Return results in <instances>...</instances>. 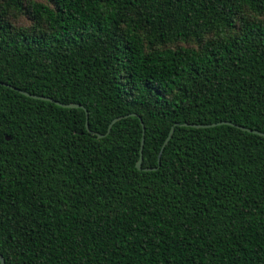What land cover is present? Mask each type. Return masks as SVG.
I'll list each match as a JSON object with an SVG mask.
<instances>
[{
  "label": "trees",
  "instance_id": "trees-1",
  "mask_svg": "<svg viewBox=\"0 0 264 264\" xmlns=\"http://www.w3.org/2000/svg\"><path fill=\"white\" fill-rule=\"evenodd\" d=\"M217 121L264 133V0H0L3 264H264V136Z\"/></svg>",
  "mask_w": 264,
  "mask_h": 264
},
{
  "label": "water",
  "instance_id": "water-1",
  "mask_svg": "<svg viewBox=\"0 0 264 264\" xmlns=\"http://www.w3.org/2000/svg\"><path fill=\"white\" fill-rule=\"evenodd\" d=\"M6 86L9 87L10 89H13V90L17 91L18 93H20V94H22V95L27 96V97L34 98V99H40V100H44V101H49V102H52V103H54L55 105L60 106V107H81V105H80V104H77V103H70V102H69V103H62V102H59V101L54 100V99H52V98H50V97H47V96L34 95V94H30V93H28V92H26V91H24V90H21V89H19V88H16V87L10 86V85H6ZM127 115H132V116H133V115H135V114H134V113H129V114H125V115H121V116L113 117V118L109 121V123H108V125H107L106 132H108V130H109V128H110V126H111V124H112L113 122H115L116 120L120 119L121 117H126ZM84 116H85L84 126H85V128L88 130V128H87V113H86L85 110H84ZM138 119H139V117H138ZM139 121H140V119H139ZM140 124H141V122H140ZM218 124H228V125H232V126L237 127V128H239V129H241V130H246V131H248V132H252V133H256V134H259V135L264 136V133H262V132H259V131H257V130H252V129H249V128H245V127H243V126L236 125V124L231 123V122H228V121H217V122H212V123H207V124H190V123H182V125H184V126H191V127H210V126H215V125H218ZM142 131H143V128H142ZM171 132H172V126L169 128L168 133H167L165 139L163 140V142H162V144H161V146H160V149H159V152H158V155H157V165H156L155 167H152V168H142V169H144V170L155 169V168L158 166V164H159L158 157H159L160 151H161L162 147L165 145V143L167 142V140L169 139V137H170V135H171ZM96 136H97V137H100L101 135H100V134H96ZM6 138H7V137H6ZM141 147H142V138H141V140H140V145H139V157H138V159L135 161V168H136V169H141V167H140V158H141L140 153H141ZM0 264H3V258L1 257V255H0Z\"/></svg>",
  "mask_w": 264,
  "mask_h": 264
}]
</instances>
